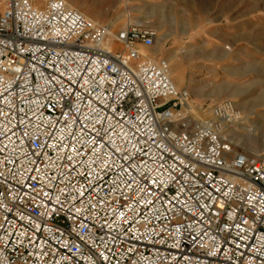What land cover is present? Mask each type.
<instances>
[{
	"label": "built area",
	"instance_id": "built-area-1",
	"mask_svg": "<svg viewBox=\"0 0 264 264\" xmlns=\"http://www.w3.org/2000/svg\"><path fill=\"white\" fill-rule=\"evenodd\" d=\"M3 3L0 264H264V159L222 136L233 102L184 114L151 28Z\"/></svg>",
	"mask_w": 264,
	"mask_h": 264
},
{
	"label": "rangeland",
	"instance_id": "rangeland-1",
	"mask_svg": "<svg viewBox=\"0 0 264 264\" xmlns=\"http://www.w3.org/2000/svg\"><path fill=\"white\" fill-rule=\"evenodd\" d=\"M66 1L94 21L110 24L114 32L126 26L115 20L119 15L128 20L150 13L148 22L164 25L156 28L152 50H159L160 58L177 53V78L189 87L185 91L194 110L233 101L228 95L235 94L244 105L240 124L245 128L239 129L243 138L232 137L231 143L252 157L264 156V0ZM3 9L0 0V14Z\"/></svg>",
	"mask_w": 264,
	"mask_h": 264
},
{
	"label": "bare ground",
	"instance_id": "bare-ground-1",
	"mask_svg": "<svg viewBox=\"0 0 264 264\" xmlns=\"http://www.w3.org/2000/svg\"><path fill=\"white\" fill-rule=\"evenodd\" d=\"M68 5H70L71 7H74L75 8V6L73 5V3H68ZM93 20V19H92ZM96 22H98V21H96ZM105 25H108L110 28H111V37H114L115 36V34L117 33V32H114V28H112L111 27V25L110 24H105ZM127 25V24H126ZM135 25V24H134ZM137 25H140V24H137ZM129 26V25H128ZM142 26H144V25H142ZM127 27V26H126ZM145 27H147V26H145ZM123 28H125V27H123ZM123 28H121V29H123ZM148 28H150V27H148ZM152 29V28H151ZM154 30V29H153ZM157 30V29H156ZM155 30V31H156ZM119 31V30H118ZM157 32V31H156ZM161 38V37H160ZM165 41V40H164ZM112 45H113V43L111 42V38L108 40V42L105 44V47H106V49H109V50H112ZM146 49H150V48H146ZM146 49H144L143 51H144V53H145V50ZM162 49V48H161ZM160 49V50H161ZM152 51V54H153V56H158L159 54H160V51L159 50H157L156 51V53L155 52H153V50H151ZM171 52H172V50H171ZM146 54V53H145ZM176 54L177 53H172V54H169L168 56H166V57H164L168 62H169V64H170V68H171V77H172V79H173V81H174V83H175V85H176V87L179 89V90H183V89H181V88H183L184 87V84H183V79H182V77H179V78H177V71H176V66L174 65V61H175V57H176ZM185 83V82H184ZM187 92V91H186ZM210 97H214V96H210ZM228 98H230V99H232L233 101V104H234V106L237 108V109H239L240 110V112L238 111L237 113H236V116L234 117V118H232L231 119V121L229 122V123H227V122H223L222 123V130H223V132L221 133L222 134V136L226 139V138H228L229 137V135H230V139H226V140H228L229 142H232V137L233 138H235V139H240V138H243L242 137V135H241V133L239 132V129L241 130L242 128L244 129L245 127H244V125L242 124V122H241V124H240V121L243 119L242 118V114L244 113V105H243V103L240 101V100H237V96L235 95V94H232V95H228ZM190 103V102H189ZM185 104L184 105V107H183V113L184 114H187V115H190V116H193V118H194V120H196V121H200V120H203V116H205V114L206 115H208V116H210V114H211V111H210V108L207 110V111H195L194 110V107L191 105V103L190 104ZM237 105V106H236ZM199 109H201V107H199ZM200 113H202L203 115H200ZM199 114V115H198ZM231 133V134H230ZM251 139L250 140H248L246 143V150H247V152H249L248 150V148L251 146ZM234 143V142H233ZM257 156H259L260 158H263L264 159V156H260V155H257Z\"/></svg>",
	"mask_w": 264,
	"mask_h": 264
},
{
	"label": "crops",
	"instance_id": "crops-1",
	"mask_svg": "<svg viewBox=\"0 0 264 264\" xmlns=\"http://www.w3.org/2000/svg\"><path fill=\"white\" fill-rule=\"evenodd\" d=\"M138 13H141V12H138ZM126 14H121V15H119V17H116L115 18V20H119L120 21V25H126L127 23L129 24V25H132V24H135V25H137V24H140V25H144V26H147V27H150V28H152V29H154V30H156V28H163L164 27V25L163 24H159V25H155V24H152V23H150V22H148V18H151V14L149 13L147 16L145 15V17H141V18H133V19H131V17H129L128 18V20L126 19V16H125ZM124 18V19H123ZM126 26H128V25H126ZM126 26H124V27H126ZM157 31V30H156ZM149 50V52H150V54L149 55H151V56H153V54L151 53V50H152V48H150V49H146L145 50V52H146V54H148L147 53V51ZM159 56V55H158ZM153 57H156V56H153ZM183 76V75H182ZM181 77V76H180ZM182 79H183V77H182ZM185 81H184V79H183V84H184V87L183 88H181V89H183V90H189V87L188 86H186V84L184 83ZM214 96V95H213ZM215 97V96H214Z\"/></svg>",
	"mask_w": 264,
	"mask_h": 264
}]
</instances>
